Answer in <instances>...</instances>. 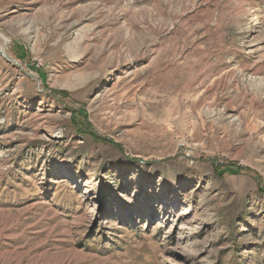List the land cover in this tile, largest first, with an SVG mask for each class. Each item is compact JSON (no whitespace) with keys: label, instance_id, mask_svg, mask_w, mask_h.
Instances as JSON below:
<instances>
[{"label":"rangeland","instance_id":"1","mask_svg":"<svg viewBox=\"0 0 264 264\" xmlns=\"http://www.w3.org/2000/svg\"><path fill=\"white\" fill-rule=\"evenodd\" d=\"M0 264H264V0H0Z\"/></svg>","mask_w":264,"mask_h":264}]
</instances>
